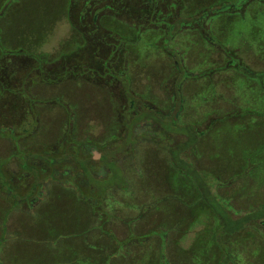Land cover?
<instances>
[{
	"label": "rangeland",
	"instance_id": "obj_1",
	"mask_svg": "<svg viewBox=\"0 0 264 264\" xmlns=\"http://www.w3.org/2000/svg\"><path fill=\"white\" fill-rule=\"evenodd\" d=\"M183 1L186 7L182 14L187 16L199 15L211 6L217 9L226 3L230 6L236 3V0ZM68 2L0 0V44L6 49H25L58 59L60 52L80 40L68 20ZM201 29H184L173 39L172 45L180 49L182 67L191 76L223 64L226 56L210 38L225 48L236 49L248 67L264 71V64L253 54V49H264V2H254L231 16H211L202 22ZM148 35L155 38L156 33L147 31L143 36ZM143 41L138 49H129L131 97L139 102L159 97L162 100L157 101L159 106L166 110L171 106L166 101L172 86H163L169 79L160 87L157 85L163 73L154 68L156 58L147 55V52L155 54L154 47H146ZM90 50H83L82 55ZM21 74L22 71L12 73V84L18 87L24 83L27 93L39 102L34 106L38 117L35 131L21 137L20 147L52 146L62 136L70 116L77 118L76 131L81 139L89 135L81 134L79 126L92 133H103L112 127L108 141L118 134V119L126 102L117 98V88L85 82L83 77L47 85L39 82L37 76L23 81ZM238 76L225 69L213 72L209 78L198 76L182 82V101L175 103L174 110L181 104L180 121L193 123L203 132L197 149L189 155L199 168L198 173L189 163L178 168L163 150L148 144L149 149L146 145L137 154L139 174L134 175L126 168L129 191L131 188L128 195L121 199L114 189L110 190L112 195L103 208L107 209L103 213L107 219L104 241L96 236L99 231L92 228L99 220L92 218L94 225L90 226L88 203L72 193L51 192L32 211L17 209L10 214L6 241L0 247V264H219L225 257V249L230 255L226 264H264V226L260 223L263 216L245 223L231 235L225 234L226 227L234 228L242 221L222 228L223 214L236 219L249 215L251 210H264V78L261 84L255 79L242 85L243 78ZM260 76L257 74L256 78ZM220 107L224 110L218 113ZM170 115L165 121L163 118L156 121L162 130L155 128V134L162 143H165L163 130L168 141H176L175 135L189 131L173 125L174 116ZM219 115L224 116L208 128L210 120ZM144 117L157 119L154 111L145 107L130 123L122 118L125 130L124 142L117 144L120 149L131 140V124ZM1 136L0 159H3L13 145L11 139ZM128 160V156L123 157L121 163ZM105 165L111 173L98 178L86 171L89 182L81 189L83 197H88L99 211L100 204L95 203L98 196L106 188L121 185L125 178L112 160L107 159ZM46 188L51 190V184ZM4 200V194L0 193V211L5 207ZM1 229L0 217V232Z\"/></svg>",
	"mask_w": 264,
	"mask_h": 264
},
{
	"label": "trees",
	"instance_id": "obj_2",
	"mask_svg": "<svg viewBox=\"0 0 264 264\" xmlns=\"http://www.w3.org/2000/svg\"><path fill=\"white\" fill-rule=\"evenodd\" d=\"M254 2L261 3L264 0H239L238 3L236 0V3H231V6L227 3L217 9L211 6V8L203 9L199 15L187 16L182 14L186 7L183 0H69L68 20L75 36H78L80 40L73 43L72 48L68 47L67 51L60 52L58 59H51L44 54H33L25 49H6L0 44V134L3 135L1 137L9 138L8 133L28 136L35 131V123L38 120L34 106L39 100L27 93L24 83L18 87L13 85L11 82L12 73L22 71L20 76L22 80L37 76L39 82L47 85H56L78 77L97 79L104 74L102 77L108 79L107 87L109 89L117 88V98L127 101L129 98L133 99L130 89L132 78H130L129 65L131 63L129 55L132 53L130 54L129 49H138L143 39L146 47H154L155 54L147 52V55L156 58L153 63L154 68L163 73L157 85L160 87L162 82L169 79L163 86L169 88L172 86V90L167 94L168 101L166 102L171 103L168 109L165 110L159 106V102H162L159 97H154L150 101L144 100L147 103V108L154 111L157 119H152L155 122L160 121L161 118L165 121L168 118L166 111L173 109L174 102L182 101L180 88L185 79L198 76L209 78L208 76L213 72L229 69L239 74L238 78H243L242 85L250 84L255 79L259 80L258 83L261 84L264 71H255L256 69L248 67L240 60L236 49L225 48L213 38H210L211 43L217 44L226 58L222 65L194 76H191L192 74L186 72L182 67V58L178 56L180 49L172 45L175 35L184 32V29L200 31L202 22L209 17L216 14L219 17L225 14L231 16L232 13L242 11L245 6L248 7ZM147 31H154L155 38L151 37L152 35L144 37L143 35ZM203 31L206 32L204 29ZM204 34L207 35V33ZM88 49L91 50L86 55H82V51L87 52ZM253 54L261 64H264V49H253ZM171 64H174V76ZM257 74H261V76L256 78ZM137 96L140 98V95ZM211 101L213 103L215 99ZM221 108L223 107L218 108V113L224 110ZM125 109L123 107L122 111ZM177 109L179 108L177 107ZM159 110H162L163 113H158ZM242 114L244 115V113ZM223 116L219 115L217 118L211 119L207 127L209 128ZM236 117L238 116L236 115ZM173 120V125L179 126L176 119ZM156 124L158 123L156 122ZM180 127L189 130L188 133L175 135V140H178L183 134L184 138L182 137L181 142L184 145L191 144L193 146L198 143L199 137H203L201 129H198L193 123L180 125ZM49 147L45 146L44 151ZM4 176L5 174L0 169V177L3 179ZM221 212L217 211V213ZM248 214L236 219H231L223 214L222 228L229 226V223L231 225L237 224L239 220L242 221L240 224L234 225V228L226 227L225 234L231 235L240 231L245 223L259 219L261 216L264 218V210L260 208L251 210ZM260 223L264 226L263 219H260ZM226 252L225 249L223 251L225 257L220 260L219 264H226L225 262L229 260L230 255H227Z\"/></svg>",
	"mask_w": 264,
	"mask_h": 264
},
{
	"label": "flooded vegetation",
	"instance_id": "obj_3",
	"mask_svg": "<svg viewBox=\"0 0 264 264\" xmlns=\"http://www.w3.org/2000/svg\"><path fill=\"white\" fill-rule=\"evenodd\" d=\"M83 81L91 82L95 85L106 86L108 83V79L105 77L83 79ZM125 102L126 105H122L120 117L118 119V134L115 136L113 135L114 138L109 141L107 140V134L112 130V127L108 131L106 128V131L103 133H92L87 131L86 127L84 130L82 126H79L80 128H78L81 134L89 135L83 139L79 138V133L76 131L77 118L74 116L69 117L62 136L46 151H44L43 145L32 146L25 144L20 147L19 140L22 136L18 134L10 135V133H8L10 136L8 139H11V145H13L12 151L7 157L0 159V169L5 174L3 179L0 177V193L5 196V207L3 211H0L2 221L0 247L3 246L6 241L4 235L6 234L7 220L10 214L14 211L16 212L17 209L25 212L32 211V209L37 207L44 200L46 195L48 196L51 192L60 195L72 193L80 201L88 203L90 206L89 213L91 215L89 220L91 223L90 226L92 227V225H94L91 222L92 218H94V220H99L98 225L96 227L94 225L92 228L93 230L99 231L96 236L104 241L107 237V229L105 227L107 219L105 217L106 214L104 216L103 213H105L107 209L103 208H106L108 198L112 195L110 190L114 189L121 199L131 191V188L130 191L128 189L129 182L125 175V171L127 168L133 171L134 175L139 174L141 170L138 163H136V159L142 147L146 149L151 145V147L160 148V150H163V152L168 155L169 161L176 163L178 168L181 169L186 163H189L194 172H199L197 171L199 168L189 156L197 149V144L193 146L191 144L189 146L182 144L181 141L184 138L183 134L176 141H168V137L165 134L167 132L164 130L165 143H162L155 134V128L158 130H162V128L159 124H155L156 122L150 117H144V120H136L134 124H131V140L120 149L117 144H122V142H124L123 132L125 130L124 125L122 127V118H126L128 123H130L135 116H138L141 109L144 107L147 108L146 101L139 102V100L128 99ZM135 102L141 105H135ZM174 105L175 102L172 105L173 109L171 111H166V114H172L179 123V126L184 125L179 119L183 107L180 104L178 106L179 109L174 110ZM123 107L126 108L124 111H122ZM159 111L158 113H163L162 110ZM125 113L126 117L124 116ZM146 145L148 146L145 148ZM177 146L180 149L179 151H177ZM111 151H113V153L108 155ZM127 156L129 162L126 164L121 163L123 157ZM107 159L115 163L121 172H123L125 178L124 183L119 186L116 185L106 188L103 195L98 196L99 199L96 200L99 201H95V203L99 202V211L97 205H93L88 197H83L84 194L81 189H83L86 184L88 185L89 182L86 178V171H89L98 178L105 177L107 174L111 173L108 166L105 165ZM13 166H15L16 169H13ZM202 172L204 173L205 171L202 169ZM213 177L215 178L216 176L213 175ZM49 183L52 186L51 190L46 188V185ZM56 188H58V190H56Z\"/></svg>",
	"mask_w": 264,
	"mask_h": 264
}]
</instances>
